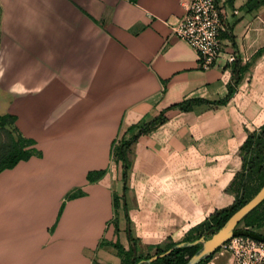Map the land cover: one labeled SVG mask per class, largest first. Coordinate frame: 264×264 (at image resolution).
<instances>
[{
    "label": "crops",
    "instance_id": "1",
    "mask_svg": "<svg viewBox=\"0 0 264 264\" xmlns=\"http://www.w3.org/2000/svg\"><path fill=\"white\" fill-rule=\"evenodd\" d=\"M186 1L0 0V114L36 149L0 172V264H126L127 228L134 255L153 256L233 204L240 147L264 124V5L215 0L222 49L202 70L171 35ZM235 60L226 104L175 107L223 100ZM160 116L128 151L123 194L113 147Z\"/></svg>",
    "mask_w": 264,
    "mask_h": 264
},
{
    "label": "trees",
    "instance_id": "2",
    "mask_svg": "<svg viewBox=\"0 0 264 264\" xmlns=\"http://www.w3.org/2000/svg\"><path fill=\"white\" fill-rule=\"evenodd\" d=\"M252 3L249 5L250 7H258L264 5V0H255ZM255 4L257 5L255 6ZM233 67V82L229 86L228 94L223 100L217 102H208L200 99L188 100L176 105L175 107L179 108L183 112H188L195 105L226 104L233 96L235 89L241 79L240 74L244 71V68L241 67L239 62L236 60L234 62ZM164 120L165 119L160 116L154 119L153 121L144 124L140 127L137 134L132 136L131 139L118 141L114 145L112 151V158L116 162L121 163L122 180L124 183L123 194H125L126 192L127 171L129 169V161L127 154L131 145L137 141L140 135L162 124ZM133 130L134 128L131 129V131ZM0 134H2L3 136L0 140V172L12 169L20 161H27L31 158L34 153H36V151L34 150V143L28 139L23 138L19 134L17 128L15 127L14 116H11L9 114H0ZM240 156L241 169L235 174L229 185V190H231L232 193L235 195V200L233 204L228 208L215 211L202 223L190 229L187 234V237L182 242H193L202 237L205 239L209 238L225 224V222L233 213H235L238 209L245 205L254 195H256V193L264 185V124L258 130L248 134L246 140L240 147ZM102 175L103 172L89 174L88 179L89 181H93L99 179ZM243 177H248V179H258V188L254 193L251 194L247 192V184L239 182ZM73 197H75V194L71 193L68 194L65 199H72ZM113 201V205L115 207L116 199H114ZM263 203L264 201L252 212H250L239 224L245 223L247 226L256 225L258 222L257 211ZM234 232H236L238 235L249 236L255 240L264 241V235L252 232L247 229H239L238 226L236 227ZM127 236L129 238V250L125 252L121 246L117 245L119 254L121 256L123 255L126 257V264H145L143 263V261L149 259L152 256H147L144 258L135 256V240L131 237V233L128 228ZM173 245L174 244H170L165 250H160V248L157 247L154 255L164 253ZM199 247V245H196L190 248H181L178 250H174L168 256L157 259L151 264H186L188 259L193 256V254L199 249ZM211 256L208 259L200 262L199 264H205L211 258Z\"/></svg>",
    "mask_w": 264,
    "mask_h": 264
},
{
    "label": "built area",
    "instance_id": "3",
    "mask_svg": "<svg viewBox=\"0 0 264 264\" xmlns=\"http://www.w3.org/2000/svg\"><path fill=\"white\" fill-rule=\"evenodd\" d=\"M171 35L192 48L199 56V68L209 70L219 60L225 23L215 0H187L184 14L170 24ZM232 264H264V241L237 235L222 244Z\"/></svg>",
    "mask_w": 264,
    "mask_h": 264
},
{
    "label": "water",
    "instance_id": "4",
    "mask_svg": "<svg viewBox=\"0 0 264 264\" xmlns=\"http://www.w3.org/2000/svg\"><path fill=\"white\" fill-rule=\"evenodd\" d=\"M264 201V185L245 205L233 213L225 224L209 238H199L193 242H179L174 244L171 248L162 254L153 255L149 259L143 261L145 264H151L157 259L168 256L172 251L181 248H190L199 245V249L188 259L186 264H199L208 259L215 253L219 247L226 241L238 234L235 231L238 224L255 208H257Z\"/></svg>",
    "mask_w": 264,
    "mask_h": 264
},
{
    "label": "rangeland",
    "instance_id": "5",
    "mask_svg": "<svg viewBox=\"0 0 264 264\" xmlns=\"http://www.w3.org/2000/svg\"><path fill=\"white\" fill-rule=\"evenodd\" d=\"M2 137H3L2 134H0V140L2 139ZM25 139H27V138H25ZM28 140H30V139H28ZM30 141H32V140H30ZM34 150L36 151L35 146H34ZM23 162H25V161H23ZM9 170H11V169H9ZM239 182H243V183L247 184V192H249L251 194L254 193L257 190L258 184H259L258 179H255V178L248 179V177L241 178V180ZM235 188H236V186H235ZM229 191L232 193L231 190H229ZM234 198H235V195H234ZM257 215H258L257 216L258 217V222H257L256 225L247 226L245 223H241V224L238 225V228L239 229H243V230L247 229V230H250L252 232L264 235V203L259 207V209L257 211ZM188 232L183 234V235H181L180 237L179 236L173 237V238L169 237V239H167L165 242L161 243V245H159L158 248H160V250H165L170 244H176V243L182 242L187 237ZM152 253H154V251ZM150 256H152V254Z\"/></svg>",
    "mask_w": 264,
    "mask_h": 264
},
{
    "label": "bare ground",
    "instance_id": "6",
    "mask_svg": "<svg viewBox=\"0 0 264 264\" xmlns=\"http://www.w3.org/2000/svg\"><path fill=\"white\" fill-rule=\"evenodd\" d=\"M201 219V216L199 217V218H197V220L196 221H198V220H200Z\"/></svg>",
    "mask_w": 264,
    "mask_h": 264
}]
</instances>
